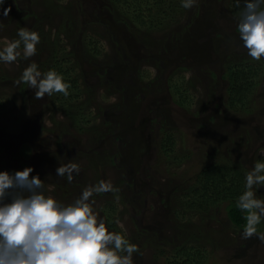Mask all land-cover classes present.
I'll use <instances>...</instances> for the list:
<instances>
[{"label": "rangeland", "instance_id": "374dc122", "mask_svg": "<svg viewBox=\"0 0 264 264\" xmlns=\"http://www.w3.org/2000/svg\"><path fill=\"white\" fill-rule=\"evenodd\" d=\"M228 2L196 0L191 9L179 2L163 26L149 29L112 19L108 0H5L3 7L10 11L5 17L0 8V48L21 27L59 43L40 41L29 59L0 64L5 75L0 72V171L33 167L45 194L63 203L100 180L111 181L116 191L91 198L94 212L117 232L105 215L113 210L110 215L118 220L121 234L140 249L133 254L134 264H162L149 241L162 238L159 244L172 248L180 242L178 227L199 223L193 217L189 225L188 214L173 218L172 208L178 195L187 192L183 187L190 176L205 163V153L221 149L226 159L245 169L264 153V59L251 60L240 46L238 19ZM83 32L97 35L105 47L98 62L85 55ZM61 47L75 50L87 73L90 122L82 131L65 127L64 113L47 109V98L35 99L33 89L13 83L28 64L40 68L39 61ZM230 60H245L261 79L253 111L244 115L226 108ZM172 83L187 89L185 107L174 101ZM164 129L173 143L169 159L160 154ZM29 147L24 156L23 148ZM69 162L80 166L71 183L55 173ZM256 195L264 199V189ZM212 214L207 213L202 227L216 230L218 243L207 247L206 264H264V241L242 239V228L227 221L223 205ZM226 234L231 237L221 236Z\"/></svg>", "mask_w": 264, "mask_h": 264}, {"label": "clouds", "instance_id": "9594fccd", "mask_svg": "<svg viewBox=\"0 0 264 264\" xmlns=\"http://www.w3.org/2000/svg\"><path fill=\"white\" fill-rule=\"evenodd\" d=\"M195 2L180 0V6L191 9ZM4 3L0 0L7 17L10 8H4ZM236 32L251 60L264 59V0H244ZM16 35L18 39L0 48V64L10 65L36 54L38 32L21 27ZM13 83L17 87L26 84L38 100L55 93L68 97L71 87L55 70L42 73L35 62ZM33 172V167L0 171V264H134L133 254H140L138 245L110 231L92 207L94 195L116 191L111 181L100 180L82 189L72 202L63 203L45 194L43 180ZM55 173L71 183L80 166L69 162L59 165ZM260 189H264V153L247 171L244 191L236 200V207L246 213L240 233L244 240L256 236L264 241V233L257 230L264 221V199L256 195Z\"/></svg>", "mask_w": 264, "mask_h": 264}, {"label": "trees", "instance_id": "16d2710c", "mask_svg": "<svg viewBox=\"0 0 264 264\" xmlns=\"http://www.w3.org/2000/svg\"><path fill=\"white\" fill-rule=\"evenodd\" d=\"M108 1L109 5H106V8L111 14L112 19L124 23L127 26L130 25V21L139 23V25H147L149 29L163 26V23L169 15V11L180 2V0ZM228 4L233 11V16L239 20L240 13L244 7V0H230ZM65 7L63 6L64 9ZM16 33L14 38L18 39ZM80 37L85 55L90 56L93 61L98 62L96 60L102 56V53L104 55L103 49L105 48L100 39H96L98 36L86 35L83 32ZM47 39L50 41L49 37H45V40L41 37L40 41L45 42ZM53 42L59 43L58 40ZM44 57L43 60L39 61V64H41L39 70L42 73L50 69L55 70L71 85L68 97H64L59 93H55L52 96H45V101L47 98V101H44L47 103L45 107L53 111V113H55V110H61L66 118L63 125L65 124V127L75 126L82 131L90 122V115L86 113V108L91 104L90 94L87 90V73H84L82 69V59L78 57L75 50L67 51L66 47H61L60 51L54 48L52 55L49 54L47 57ZM241 61L238 63L230 60L225 68V77L228 80L226 108L235 112L237 115H244L253 111L256 101L254 97L261 81L258 69L248 64L245 60ZM0 72L1 76H5L1 68ZM102 74H105V72ZM153 78L156 79L158 76L154 75ZM170 88L174 101L185 107V99H188L187 89L178 83H172ZM192 100L193 98L190 93V106ZM170 135L166 129L163 130L160 154L162 157L165 156L166 159L171 158L173 150ZM22 151L24 156H28L30 147L23 148ZM203 158L205 163L200 171L190 176L192 180L183 187V190L187 192L181 194V196L178 195V200L174 201L175 207L172 208V217L177 220L179 217H186V214L190 215L191 217H188L186 221L189 225L192 223L193 217L199 218V223L197 225L195 224L197 227L195 226L193 228L190 225V227L185 226V228H179L178 225L179 231L175 233V236L179 237L180 242H177L169 249H165L164 245L159 244L162 238H152L158 242L149 241L153 246L156 245L154 250L157 251L163 261L162 264H206L208 258L207 247L214 248V246H217L218 241L216 240V230L211 229L212 227L202 226L203 224L206 225L204 221L207 219L205 218L207 213H209V217L211 218L214 216L212 211L215 207L217 208L223 205L227 221L234 228H243L246 223L244 219L246 213L236 207V200L244 191V177L251 166L246 169L244 167H236L234 162L226 159L221 149L209 150ZM221 161L226 163V165H221ZM113 213V210H111L110 214ZM110 214H105L108 222L111 223L110 226L121 233L122 230L117 226L118 220L113 219ZM257 230L258 232L264 230V221L257 225ZM221 236H225L226 239L231 237L228 234ZM231 240H234V238ZM228 241L230 239L224 242L226 243Z\"/></svg>", "mask_w": 264, "mask_h": 264}, {"label": "flooded vegetation", "instance_id": "af4514ba", "mask_svg": "<svg viewBox=\"0 0 264 264\" xmlns=\"http://www.w3.org/2000/svg\"><path fill=\"white\" fill-rule=\"evenodd\" d=\"M173 190V189H172Z\"/></svg>", "mask_w": 264, "mask_h": 264}]
</instances>
